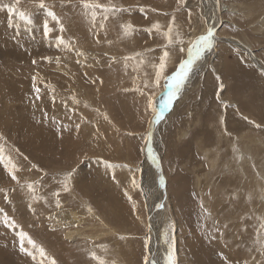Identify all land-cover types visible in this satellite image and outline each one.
<instances>
[{
  "label": "rangeland",
  "instance_id": "374dc122",
  "mask_svg": "<svg viewBox=\"0 0 264 264\" xmlns=\"http://www.w3.org/2000/svg\"><path fill=\"white\" fill-rule=\"evenodd\" d=\"M36 2L0 0V156L19 180L0 163V264H99L91 252L104 264H144L148 202L161 196L160 250L175 227V264H264V0H94L122 9L107 20L97 9L95 21L80 0ZM11 4L30 21L10 15ZM217 10L214 47L150 128L164 77ZM57 212L82 222L55 221ZM21 231L46 258L20 250Z\"/></svg>",
  "mask_w": 264,
  "mask_h": 264
},
{
  "label": "snow or ice",
  "instance_id": "6c2138e0",
  "mask_svg": "<svg viewBox=\"0 0 264 264\" xmlns=\"http://www.w3.org/2000/svg\"><path fill=\"white\" fill-rule=\"evenodd\" d=\"M18 3H19V0H16V4H18ZM80 3L85 10H90L91 17H92L93 21H95V19H96V16H97L96 10L97 9H102V11L105 13V15L103 16L104 20L108 19L107 13H109V12L116 13V12L122 11L121 8H117L115 6L108 7V6H105L103 4L95 3L94 0H80ZM4 7H7L10 15L15 13L16 15L20 16L22 19L30 21V16L28 15V13L26 11H17L15 4L4 5ZM33 7H39L41 9H44V8H46V5H45L44 0H37V2L33 5ZM48 15H50L52 17V19L55 20L57 23H60L58 17L55 15L54 12H51L49 10ZM60 26H61V30H63V25L61 24ZM100 27L101 28L104 27L103 23L100 24ZM121 27L124 28L125 34H127L128 30L132 28V25L127 24V25H122ZM158 27H159L158 24L153 25V28L158 29ZM48 32H49L48 23H47V21H45L44 22V34L47 35ZM164 35H165L166 39L168 40L169 44L173 43L172 25L171 24H169L168 31ZM57 39L59 40L60 43H64V41L61 37H58ZM177 41L179 43H183L182 40H179V34L178 33H177ZM214 45H215V29L213 27H208L206 32H204L203 34L197 35L194 39L189 41L186 50L184 48L180 49L181 53L186 52L185 58L180 59L179 62L175 64V70L172 71L170 75H167L164 77V79L167 82L165 85L167 91H166V94H165L163 100L160 102L159 111H154V117L149 122L150 128L153 124L158 123L159 121H161L164 118L165 111H167L171 108L174 100L177 98L182 87L184 86V84L188 80L190 74L193 72L197 62L200 61L203 58L205 52L211 50L214 47ZM80 54H82V53H80ZM137 55H139V54H137ZM169 57H170V53L168 51H164L163 55L160 57V63L157 66V72H156V83H159L161 73L165 69L166 61ZM45 59H47V58H45ZM217 79H219V77H217ZM220 87L223 88V85L221 84ZM37 91H39V90L37 89ZM148 107L153 108V109L155 108L153 97H149ZM76 127L78 129L80 127V125L77 124ZM0 138H2V137H0ZM151 141H152V132L149 131L147 136L145 137L147 152H148L149 158L153 161V163H156L157 157L153 153ZM0 152H2V149H0ZM0 163H2L4 165V168L7 170L8 174L11 176V179L14 181H17V183H19V180H18L17 175H16V170H17L16 163H14L10 157L5 159L3 156H0ZM33 167H35V165H33ZM69 178H71V172L67 173L65 180H67ZM133 183L134 184L136 183L135 180H133ZM136 186L139 187V185H136ZM160 186L161 187L164 186L163 177L160 178ZM26 187L29 190V192L34 191L32 183H27ZM63 190L68 191L66 184H65V187ZM55 195L58 196V193H55ZM57 206H59V200H57ZM158 207H162V205H158ZM89 211H91V209H89ZM205 211H207V210H205ZM6 222L10 223L11 226H13V227L16 226L15 220H11V221L6 220ZM260 227H261V229H264V224H261ZM19 236H20V241H21L20 250L22 252H26L29 255H32L33 259L36 258V253H38L41 258H46V253H45L44 248L42 246H40L39 244H37V242L31 236H29L28 233L21 231L19 233ZM25 240L27 242V245L31 246V249H33L34 251L25 247V243H24ZM259 243H260L261 247L264 248V238H262L259 241ZM147 246H148V241L146 240L145 241V247L147 248ZM90 256L93 259L98 260L99 264H104V261L101 260V258L99 256H97V254L95 252H91ZM41 264H43V259L41 260ZM51 264H55L54 259L51 260ZM144 264H149V258L147 255L144 257ZM152 264H155V261H152ZM166 264H175L174 253H173V249L171 246L169 247V251L167 254Z\"/></svg>",
  "mask_w": 264,
  "mask_h": 264
},
{
  "label": "bare ground",
  "instance_id": "6f19581e",
  "mask_svg": "<svg viewBox=\"0 0 264 264\" xmlns=\"http://www.w3.org/2000/svg\"><path fill=\"white\" fill-rule=\"evenodd\" d=\"M215 1V0H214ZM204 2V1H203ZM206 2V1H205ZM200 3V2H199ZM212 3V2H211ZM206 4V3H205ZM217 4H218V1H217ZM203 5V4H202ZM201 5V7H204V5L202 6ZM210 6V5H209ZM216 7V6H215ZM217 7H218V5H217ZM207 8V6L206 7H204V10ZM212 8V7H211ZM223 8V7H222ZM225 9V8H224ZM210 12H211V10H210ZM213 12V11H212ZM218 10H217V14H216V16L215 15H213V16H211L210 17V19H212V22H211V24H209V20L207 21L208 23H206L208 26H210V27H214L215 25H217L218 24V22H220V18H218ZM220 13V12H219ZM238 13V12H237ZM204 14H205V12H204ZM214 14V13H213ZM207 15V14H206ZM209 15H212V14H208V16ZM85 28V27H84ZM89 28V27H88ZM217 28V27H216ZM87 32V31H86ZM204 32H206V31H203V32H201L200 34H203ZM88 33V32H87ZM199 34V35H200ZM225 40V39H224ZM241 46V45H240ZM237 48V47H236ZM246 48V47H245ZM249 52V51H248ZM253 55V54H252ZM248 56H249V54H248ZM252 60V59H251ZM258 62V61H257ZM205 63L202 65V67L204 68L205 67ZM252 64H250V66H251ZM259 66V65H258ZM233 68V67H232ZM262 68V67H261ZM203 72H204V74H203ZM202 72V74H203V76L206 74L205 73V69H204V71ZM187 81H190V77L188 78V80ZM191 83H193V82H191ZM190 82L189 83H186V84H184V86L183 87H185V88H190V84H191ZM220 85V84H219ZM226 85V84H225ZM224 85V86H225ZM183 87H182V89H183ZM192 87H193V84H192ZM191 87V88H192ZM181 89V90H182ZM222 89V88H221ZM217 90H219V89H217ZM181 92V91H180ZM179 92V93H180ZM186 92H187V90L186 91H184L183 92V94H186ZM182 94V93H181ZM179 95V94H178ZM218 96V95H217ZM176 101V100H175ZM182 134H184V133H182ZM187 134V133H186ZM244 140V139H243ZM251 142V141H250ZM254 146V145H253ZM147 147V146H146ZM248 148V147H247ZM251 150V149H250ZM147 158H149V157H147ZM144 162V164H146L147 163V160L146 159H144L143 160ZM148 162H150V161H148ZM230 163V162H229ZM252 163V162H251ZM228 168V167H227ZM161 169V168H160ZM156 176L157 177H159L160 178V173H159V170H158V166H157V168H156ZM163 174V173H162ZM145 177V176H144ZM155 180L157 179V178H154ZM153 179V180H154ZM155 182V181H154ZM157 182V181H156ZM158 184V183H157ZM161 187V186H160ZM165 187V186H164ZM261 187V186H260ZM149 189V188H148ZM241 189V188H240ZM254 189V188H253ZM152 190V189H151ZM167 192V191H166ZM242 192V191H241ZM248 192V191H247ZM149 194V193H148ZM156 194V193H155ZM250 194V193H249ZM160 195H162V193L160 194ZM159 195V196H160ZM253 195V194H252ZM259 195V194H258ZM146 196V195H145ZM255 197V196H254ZM238 199V198H237ZM160 201H161V205H162V207H161V211H164V209H165V200H163L162 199V196L160 197ZM164 201V202H163ZM158 205H160L159 204V202H158V200H157V198L156 197H153V200L152 201H149L148 202V215H149V225H150V236H151V239H152V242H151V248H150V252L152 253V255H151V258H150V260H149V264H152V261H155V264H166V258H167V254H168V251H169V247L171 246L172 247V249H173V253L175 254V251H176V236H175V231L176 230H174L175 229V227H173V228H171L168 232H169V238H170V241H168L166 244H167V247H166V249H164L163 251H164V253H163V255H162V250H160L161 249V245H160V239L162 238H160L159 240H158V238H159V235H160V232H161V230H160V228L162 229V227L161 226H163V219L164 218H162L164 215H161V214H159V210H160V208L158 207ZM163 214H164V212H163ZM216 215V214H215ZM66 216V213L64 212L63 214H62V212H57V216H55V221H66V222H69V223H72V224H75L76 226H78V225H80L81 224V220H79V217H77V219H75V214H73V213H71V214H69V216L68 217H65ZM153 222V223H152ZM177 233V232H176ZM36 261V260H35ZM174 261L176 262V258L174 257Z\"/></svg>",
  "mask_w": 264,
  "mask_h": 264
}]
</instances>
